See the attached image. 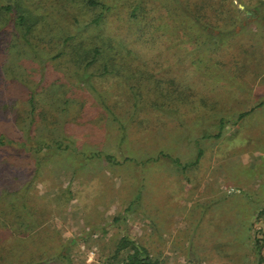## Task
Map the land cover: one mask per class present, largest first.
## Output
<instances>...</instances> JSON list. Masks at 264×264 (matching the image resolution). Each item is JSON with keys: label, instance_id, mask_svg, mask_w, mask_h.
Masks as SVG:
<instances>
[{"label": "rangeland", "instance_id": "obj_1", "mask_svg": "<svg viewBox=\"0 0 264 264\" xmlns=\"http://www.w3.org/2000/svg\"><path fill=\"white\" fill-rule=\"evenodd\" d=\"M101 1L109 5L105 14L122 11L128 20L133 4ZM231 1L240 9V33L202 45L206 63L230 61V78H205L197 89L215 82L219 92L205 104L198 93L185 105L160 99L157 107L144 103L135 111V96L160 97L155 84L143 81L135 95L133 82L119 87L98 79L107 109L73 79L70 61L36 60L34 72L26 70L14 44L16 11L2 10L21 4L43 16L41 26L57 23L41 42L47 58L61 46L58 33L63 39L102 28L103 20L92 24L101 7L87 9L85 0H0V61L13 57L22 76L1 78L0 67V136L15 142L0 147V264H128L133 250L116 252L122 238L160 264H264V0ZM160 4L172 8L176 1L148 0V10ZM164 29L175 45L172 29ZM186 42L191 50L197 44ZM175 70L169 76L177 82L183 75ZM88 71L99 75L101 67ZM33 95L37 116L28 113ZM221 118L222 135L213 137ZM40 141L61 148L45 146L39 155L33 147Z\"/></svg>", "mask_w": 264, "mask_h": 264}, {"label": "trees", "instance_id": "obj_2", "mask_svg": "<svg viewBox=\"0 0 264 264\" xmlns=\"http://www.w3.org/2000/svg\"><path fill=\"white\" fill-rule=\"evenodd\" d=\"M56 1L58 3L64 2V0ZM120 1L133 4L128 20L123 21L121 19L122 11L117 13L113 11L110 15L105 14L109 10V5L101 0H85V8L89 9L99 6L102 9L92 20V24L100 25L101 20L105 24L98 31L86 36L83 34H71L62 39V35L58 33V44L62 42L61 46L47 58L40 54L41 42L46 38L45 36H48L46 33L59 28L57 23L49 20L43 23L44 26H41L42 22L40 21L44 19L43 16L30 14L27 6H22L21 4L3 6L2 10L4 13L11 10L16 11L14 20L16 43L14 44L19 47L18 51L20 53L18 52V55L22 56L21 65L26 70L33 67L32 62L37 63L36 60L40 62L70 61L72 66H74L71 69H76L74 70L73 79L77 83L84 84L96 95L102 104L106 105L107 103L105 106L107 109L109 108L108 100L103 89L97 84L99 82L98 79H106L109 82L114 81L119 87L133 82V89L136 90L135 95H137V90L140 91L139 86L143 81L151 85L155 84V90L161 94L160 97H157L156 100L149 99L144 102L142 96H135L131 101L135 111L144 103H147L145 107L149 105L157 107L160 99L163 100V105H166L167 101L170 100L176 103L175 105H185L187 102H191L198 93L202 95L199 102L205 104L210 100L209 96L212 93L219 92L221 86L215 85V82L208 84V86L205 84L203 91L200 90L199 92L197 89L200 86L199 83L205 78H230L228 74L230 61L226 62L223 58H216L215 61L206 63L202 55L204 54L202 45L210 43L221 45L224 44L225 40L235 38L240 33V29L243 28L238 18L240 9L233 1L202 0L201 2H193L192 0H175L176 4H173L172 8H169L167 4L153 5L151 8L153 13L148 10V0ZM257 3L260 4L259 1ZM247 4L246 7L248 9H260L257 4L250 5L249 2ZM141 11H144V15ZM174 11L175 14L171 18L173 23L171 24L167 21ZM166 26L172 29L171 32L176 37L177 42L175 45L166 41L168 37L165 36V29L163 30ZM191 27L194 29L190 30ZM194 30L199 32L191 33ZM186 37L191 40L194 39L195 43H197L192 46V50L187 47ZM252 48L245 46L243 50L249 54L252 52ZM15 62L16 60H13V57L0 61L1 78H13V75L22 78L16 69L17 65ZM95 64H99L101 67L99 75L88 71L89 67ZM244 64L248 65V61L246 60L245 62V59H242L241 69H243L242 66H245ZM175 67L176 73L174 74L183 75V78L177 82L170 79L169 76ZM165 82L166 86H163ZM52 84L55 85L53 82ZM53 91L56 92V90ZM59 97L56 96V98ZM213 99L216 100V97ZM65 103L66 105L70 104V100H66ZM194 103L196 104L197 102ZM11 104L8 103L7 105ZM29 105L30 110H28V113L37 116V109L40 105L38 100H35L34 95L29 100ZM263 105L264 103L260 104V106ZM13 107H15L14 100ZM245 115L244 113L240 114L237 121L233 124L235 125ZM114 120H116L115 117ZM225 125L226 120L221 118L220 131L213 137H220ZM11 143H15L14 140L4 135L0 136V147ZM43 143V141H40L38 143L40 147L37 149L33 147L36 154L40 155L42 148L45 146L49 149L54 145L61 148V142H56L53 145H45ZM201 154L202 151L199 152V156ZM166 157L169 156L166 155ZM104 158L107 161L113 159L110 155H104ZM171 160L179 164L177 158H171ZM40 162L41 158L39 156L38 163ZM262 213H264V209ZM256 245L260 259H262L259 239L256 240ZM127 247L133 250V255L130 256L128 264H160L158 260L152 258L145 247L134 241L121 240L116 252L119 253Z\"/></svg>", "mask_w": 264, "mask_h": 264}, {"label": "crops", "instance_id": "obj_3", "mask_svg": "<svg viewBox=\"0 0 264 264\" xmlns=\"http://www.w3.org/2000/svg\"><path fill=\"white\" fill-rule=\"evenodd\" d=\"M123 239H124V240H127L126 238H122L121 240H123ZM133 240H134V239H133ZM140 240H141V239H140ZM187 240H188V239H187ZM138 244H139V243H138ZM155 244L157 245V243L154 242V249H155V247H156ZM193 245H194V244H193ZM141 246H142V245H141ZM127 248H130V247H127ZM127 248H126V249H127ZM123 250H124V249H123ZM171 253H173V252H172L171 249H170L169 254H171ZM172 255H173V254H172Z\"/></svg>", "mask_w": 264, "mask_h": 264}]
</instances>
